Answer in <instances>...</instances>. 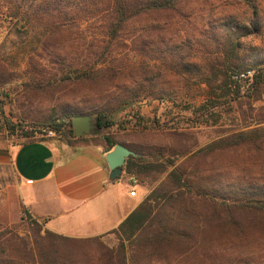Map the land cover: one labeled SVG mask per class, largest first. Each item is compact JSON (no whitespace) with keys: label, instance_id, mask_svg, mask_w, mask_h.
Wrapping results in <instances>:
<instances>
[{"label":"trees","instance_id":"obj_1","mask_svg":"<svg viewBox=\"0 0 264 264\" xmlns=\"http://www.w3.org/2000/svg\"><path fill=\"white\" fill-rule=\"evenodd\" d=\"M6 1L13 18H26L48 33L43 45L48 62L41 68L48 85L59 86L54 67L70 69L65 64L68 55L77 57L76 92L91 99L100 130L115 125L109 117L118 109L154 100L170 83L189 85L201 76L200 81L212 87L216 79H225L220 88L229 89L221 97L232 99L203 103L197 121L211 117V109L240 101L243 83L249 82L248 90L256 92L264 87V47L246 46L251 37H263L264 43L260 0ZM88 22L97 30L90 39L81 31ZM127 50L141 63L128 61ZM86 52L95 64L84 63ZM100 63L107 67L98 68ZM76 116L90 115L63 113L38 126L70 138L68 145L74 146L85 142L75 137ZM67 119L69 128L64 130ZM134 119L137 130L157 127L141 113ZM34 129L23 137L32 138ZM167 133L166 147L141 150L110 137L100 141L107 153L118 144L135 150L123 168L128 176L153 174L157 181L168 173L113 232L120 239L117 248L101 244L102 237L73 239L46 231L30 242L5 230L0 232V249L11 248V264H264L259 250L264 243V127H246L197 152L191 146L181 154L174 143L188 136L177 130ZM237 155L239 160L228 159ZM181 157L186 158L177 165ZM0 264L7 263L0 258Z\"/></svg>","mask_w":264,"mask_h":264},{"label":"rangeland","instance_id":"obj_2","mask_svg":"<svg viewBox=\"0 0 264 264\" xmlns=\"http://www.w3.org/2000/svg\"><path fill=\"white\" fill-rule=\"evenodd\" d=\"M259 2L262 6L264 5V0ZM81 31L89 39L97 36V30L90 26V22L83 23ZM73 32L71 30V33ZM47 38L48 33L44 28H40L23 17L13 18L10 12V3L6 0H0V142L2 144L22 145L26 142L42 139L68 144L70 138L62 137L53 131H47L46 128L38 126L63 113H67L69 116L82 113L93 118L91 134L83 136L85 142L79 141L74 146L98 142V144H102L100 141L103 137H110L122 141L136 150L160 145L166 147L167 132L177 130L185 133L188 137L175 142L174 149L180 153L190 149L191 146H195L194 153L246 127H250V129L264 127V87L258 92L248 90L249 82L242 84L243 90L240 101L230 102L223 107L218 106L211 109L209 111L211 117L197 121V111L203 103L207 101L221 103L232 99V95L221 97L229 89V86L220 88L225 79H216L212 82L211 87L208 83H202L200 81L201 76H199L189 85L167 84L163 86L164 93H159L154 100L136 104L133 109H129V107L118 109L109 117L115 125L110 129L100 130L95 126L94 112L91 111V99L89 97L83 99L81 93L76 92L80 89L77 88L79 82L76 81V68L79 60L74 56V53L71 52L65 62L66 65H70V69L65 68L63 71L60 69L61 67H54L55 72L59 73V81L57 80L55 84L59 83V86L48 85V82L41 77V68L46 66L48 62V59L44 57L45 53H43V45ZM262 38L251 37L246 40V46L264 47ZM125 53L129 55L130 60L128 61L136 64L141 63V59L132 53L129 54L128 50ZM250 54H252L251 51H249V57L253 59L254 55L250 56ZM82 60L89 66L95 64V59L89 57L87 52L83 54ZM96 66L106 68L107 63H100ZM61 77L69 79L61 81ZM227 82L230 83L228 79ZM83 85L90 87L88 82H84ZM73 96H75V100H72L71 97ZM136 112L141 113L148 122L157 123V127L147 131L135 129L134 114ZM7 121L11 125L18 126V128H9L6 124ZM68 121V119L65 120L64 130L69 128ZM32 126H35V131L31 134L33 137L24 138L23 135L27 131L30 132ZM92 136H96L95 140L99 141L94 142ZM185 158L177 159V165L181 164ZM239 158L237 155L228 159L234 161L239 160ZM171 170L168 168V172ZM152 175L146 174L136 178L123 172L119 178L127 181L128 189L132 185L130 180H136L135 190L143 202L151 191L166 181L168 173L162 175L157 181L154 179L157 175L154 177ZM132 188L131 190H134ZM5 230H12L19 237L30 242H34L38 235L44 236L48 231L42 223L38 222V225L32 223L29 220V215H26L23 220L20 218H14L12 221L8 218L0 219V232ZM100 242L109 248H117L120 239L112 232L108 236L102 237ZM2 249H0V258L7 264H11V258H15L14 253L11 252L10 247L6 246V250ZM259 250L264 253V243Z\"/></svg>","mask_w":264,"mask_h":264},{"label":"crops","instance_id":"obj_3","mask_svg":"<svg viewBox=\"0 0 264 264\" xmlns=\"http://www.w3.org/2000/svg\"><path fill=\"white\" fill-rule=\"evenodd\" d=\"M107 154L102 144L0 142V219L29 215L60 236H108L142 199L123 178L111 179Z\"/></svg>","mask_w":264,"mask_h":264},{"label":"water","instance_id":"obj_4","mask_svg":"<svg viewBox=\"0 0 264 264\" xmlns=\"http://www.w3.org/2000/svg\"><path fill=\"white\" fill-rule=\"evenodd\" d=\"M73 127L76 138L89 135L93 130V118L91 116H76L73 118ZM130 156H135V153L120 144L116 145L114 150L106 155L111 179L115 180L121 177L123 168Z\"/></svg>","mask_w":264,"mask_h":264},{"label":"built area","instance_id":"obj_5","mask_svg":"<svg viewBox=\"0 0 264 264\" xmlns=\"http://www.w3.org/2000/svg\"><path fill=\"white\" fill-rule=\"evenodd\" d=\"M249 75H251V74H249ZM246 76L245 75H241L240 76V78L242 79V78H245ZM51 134H53V133H51ZM132 185H131V188L133 187V189H135V187H136V185H137V182H136V180H132ZM137 195V193H136V190H132L131 192H130V196H132V197H135Z\"/></svg>","mask_w":264,"mask_h":264},{"label":"flooded vegetation","instance_id":"obj_6","mask_svg":"<svg viewBox=\"0 0 264 264\" xmlns=\"http://www.w3.org/2000/svg\"><path fill=\"white\" fill-rule=\"evenodd\" d=\"M91 138L96 139L97 137L96 136H92Z\"/></svg>","mask_w":264,"mask_h":264}]
</instances>
